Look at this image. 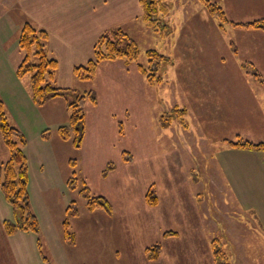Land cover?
<instances>
[{
    "label": "rangeland",
    "instance_id": "obj_1",
    "mask_svg": "<svg viewBox=\"0 0 264 264\" xmlns=\"http://www.w3.org/2000/svg\"><path fill=\"white\" fill-rule=\"evenodd\" d=\"M211 1L223 9L230 22L264 21V0ZM7 2L0 0L3 13L21 10L36 29L46 28L43 22L50 21L37 12L67 5L64 0H23L11 8L3 5ZM137 2L115 0L112 6L101 4L86 14L69 12L60 18L76 29L82 26L77 30L83 37L73 43H60L57 52L48 53L59 64L51 83L56 88L91 92L97 100L96 106H85V131L78 150L57 136V130L68 123L64 101L52 100L41 109L30 103L38 113L27 110L24 96L7 81L19 80L13 65L20 63L23 54L17 43L0 46V75L4 76L5 89L10 84L6 96L22 104L19 109L23 116L15 109L18 103L14 106L7 99L11 108L9 113L4 105L8 122L15 126L24 116L25 120L43 117L42 131L50 140L45 146L39 135L31 132L24 150L28 153L31 210L39 225L37 237L29 232L5 235L2 222L13 219V213L0 193V264H264V254L259 250L250 256L247 250L245 255L232 251L236 248L226 218L237 219L244 214L228 190L221 154L217 162L225 134L250 142L264 139V84L239 68L240 64H250L264 79V71L259 69L264 67V58L259 56L264 51V32L241 30L239 35L238 28L230 26L221 30L197 0H167L169 12L161 22L166 31L154 32L142 21ZM0 22L3 38L10 26L6 18ZM116 29L136 42L140 53L137 61L123 73L118 60L103 61L93 79L78 80L73 68L85 66L92 58L97 40L92 36L111 35ZM232 44L236 53L232 52ZM148 50L173 61L171 66L151 67L155 71L153 86L137 72L139 65L146 69L149 66L145 55ZM21 84L29 88V77L21 78ZM212 91L218 93L216 101L224 104L222 117L229 121L212 119L206 106L213 100ZM176 108L185 110L184 115L173 113ZM48 151L52 159L47 158L40 169L38 156L42 153L46 158ZM6 154L3 163L8 159ZM70 160L76 164L71 166ZM108 165L113 168L103 177ZM72 172L75 184L70 189ZM83 187L88 188L91 197L105 198L109 211L97 209L90 213L80 193ZM147 193L156 197V205L147 204ZM192 193L199 202L196 209H204L205 221L198 216L202 212L196 210V222L194 218L191 223L197 225L200 235L185 237L184 233L180 237L182 205L190 208ZM72 202L78 216H71L72 209L68 210L69 233L73 236L69 243L63 239L62 222ZM211 219L218 221L216 234L210 232ZM156 245L158 257L150 261L145 250ZM206 249H219L218 263L213 251Z\"/></svg>",
    "mask_w": 264,
    "mask_h": 264
},
{
    "label": "trees",
    "instance_id": "obj_2",
    "mask_svg": "<svg viewBox=\"0 0 264 264\" xmlns=\"http://www.w3.org/2000/svg\"><path fill=\"white\" fill-rule=\"evenodd\" d=\"M207 12V15L215 21L218 28L224 30L226 26L238 28L244 31L259 30L264 32V21H254L251 23L238 24L226 19L223 9L211 0H197ZM142 21L144 24L157 32L158 29L163 33L165 28L161 22L169 12L167 0H139ZM164 35V34H163ZM48 34L43 29H36L30 23L22 25L18 38L17 46L23 54L22 60L17 66L16 76L21 79L29 77V91L32 103L41 108L48 102L55 99H62L65 109L68 112V123L57 130L59 140L68 142L75 150L80 149L85 131V106L87 103L96 106L97 100L91 92L80 93L76 90L56 88L52 85L54 75L59 68L57 60L49 57L46 51ZM232 52L237 50L233 47ZM139 48L136 42L121 29H116L111 35H101L94 43L92 58L85 66L73 68L74 76L81 81L93 79L98 65L103 61L123 60L125 64L135 63L139 58ZM148 58L149 66L144 68L138 66V72L145 78L148 85H155V74L151 70L152 66L171 65L172 60L158 54L155 50H148L145 53ZM240 68L246 75L251 76L254 81L264 84V79L257 73L256 69L250 64H241ZM157 69V68H156ZM173 113L183 116L185 110L174 109ZM0 135L8 153L6 162L0 164V193L5 202L9 205L13 213V220L3 222L4 233L12 236L17 232H29L36 237L39 234V225L36 215L31 210L29 199L28 183V160L24 152L26 139L23 133L8 122L6 110L0 100ZM43 140L48 139V134L44 131L41 134ZM231 150L264 152V142L254 143L246 140H227L225 141ZM127 154L128 153H124ZM75 160H70V165L74 166ZM113 166L108 165L103 171L102 176L112 170ZM74 172L69 178L68 187L71 189L75 184ZM80 193L86 199V209L92 213L97 209L109 211L110 207L105 198L101 196L91 197L87 187H83ZM151 193H147L145 200L148 205L154 206L157 203L156 197L151 198ZM72 209L71 216H78V212L73 208V202L66 209V217L62 222L63 239L69 243L73 241V236L69 233L68 210ZM158 245L154 249H146L145 257L154 261L158 257ZM216 262L219 260V249H211ZM44 260H47L43 257ZM218 263V262H217Z\"/></svg>",
    "mask_w": 264,
    "mask_h": 264
},
{
    "label": "crops",
    "instance_id": "obj_3",
    "mask_svg": "<svg viewBox=\"0 0 264 264\" xmlns=\"http://www.w3.org/2000/svg\"><path fill=\"white\" fill-rule=\"evenodd\" d=\"M22 1L23 0H9V2H7L3 5H8L9 7L13 8L15 5L17 6V4L19 2H22ZM114 1L115 0H80V1L79 0H72L70 2V0H64V2L67 3V5L64 8H60L58 6L57 7L52 6V7L47 8L44 11L37 12L38 16L44 17L45 20H50L49 22H43V24L47 25L46 28L43 27V29L48 34V41L46 44L47 54L50 52L53 54H54V52H57L56 48L59 47L60 43L67 44L69 41L71 43H73L74 40L79 41L83 37L81 35V33L78 34V30L82 29L83 28L82 26H81L82 28L79 27V28H77L78 29L77 30L74 25H70V24L66 23V20L64 18L60 21L61 17H63L65 14H67L69 12L75 13L77 11H83L86 14V12H88L89 10H92L94 8L99 7V5H101V4H103L104 6H106V5L112 6V5H114ZM98 2H100V3H98ZM137 3L139 5V0ZM11 5H13V6H11ZM21 8H22V6H21ZM2 10L3 9L0 8V20H3L6 18L7 23L10 26V28H9V32H4L7 35H5L3 38H2V34H1L3 31L0 28V46L3 44H6L7 42H11L13 44L17 43V38H18L20 28L22 27V25L24 23H26L28 21L27 16H26V14H23V12L21 10L14 11L13 9H11V11L13 13L15 12L14 14L13 13L5 14V12L3 13ZM178 10H181V8H179ZM183 12L186 13L187 10L184 9ZM8 17H10V18H8ZM55 20L59 21V23H57V22L54 23ZM185 24H186V22H185ZM0 26H2L1 22H0ZM242 32H246V31H242ZM242 32L240 29H238L237 34L241 35ZM247 33H251V32L247 31ZM258 34L260 37L263 36V35H261V33H258ZM100 36H101L100 34H95L92 36V38L95 37L94 40H96ZM5 40H7V41L5 42ZM241 45L243 47H245L244 44H242V40H241ZM260 53H261V55H259L260 59H263L264 58V51L263 52L260 51ZM118 62H119L120 72L123 73L122 70L125 72L126 68H128L129 65H127L124 62H121L119 60H118ZM172 64L173 63H171V65ZM16 66H18V65L16 63H14V65H13L14 74L16 71ZM239 68H240V66H239ZM259 69L264 71L263 66H260ZM126 71H128V70H126ZM137 72H138V70H137ZM138 74H139V72H138ZM4 80H5L4 76L0 75V100L6 106L8 111L9 110L11 111V108L9 107V105H7V103H9L7 99H9V101H11V102H14V103H12L14 106L17 105V103H18V105L15 109L20 111L19 108H20V106H22L21 102H18V100H13V99L9 98L8 96H6V90L10 87V84H8L7 89H5L6 84L4 83ZM7 81H10L15 86V88L20 93V95L24 96V98H25L24 103H26V105H27V110L29 108H31L33 112L38 113V111H36L35 107L31 106V104H30V103H32L31 98H30V101H28V99H27V97L29 98L27 91L30 94L28 86L25 87L23 84H21V79H19V80L9 79ZM211 94H212L213 100L211 103L206 102L207 103V105H206L207 109L208 110L210 109L212 119L215 121H219L221 123L222 120L224 119L222 117V114H223L222 111L224 110V104H220L216 101V95L218 93H216L215 91H212ZM39 109H41V108H39ZM10 111H9V113H10ZM21 116H23L22 112H21ZM230 118L233 119V117H231V116H230ZM224 120H225V122L229 121L227 119H224ZM15 123L17 124L15 126L25 136V139H28L27 135H29L32 132L36 136L39 135L41 142H43L45 144V146L50 143L49 139L43 140L41 138V134L44 132V131H42V129H43L42 126H44L43 117L37 118L36 120L35 119H29V118H26V120H25V116H24L22 122H19V124H18V122H15ZM34 128H35L36 132H34ZM226 135L227 134H225V136L221 139V142L223 145H222V148L219 151H217L218 152L217 153V162H218V160L220 161V154H221L225 159L224 164H222L223 165L222 168H223V171L226 170V173H227L228 190L231 191V194H232L231 196L233 197L232 200L234 201L235 206L239 207V209L242 210V212L244 214L242 217H239L240 219L239 218H237V219L236 218H230V217L226 218V223L229 226L228 227V233L231 237H233L232 238L233 244L236 248V249H232V251L233 252L238 251V255H239L240 252L244 253V251L247 250L246 255L250 256L252 254H256L255 250L256 251L259 250V251H261V253L264 254V152L231 150L227 144L225 145V143H226L225 141H227V140L233 141V140L237 139V135H234L232 138H227ZM252 142H254V143L264 142V139L263 140H253ZM27 146H28V142H26V145L23 149L25 150L27 148ZM6 151L7 150L3 144V141H2V138L0 135V164L3 163L2 161H4L7 157ZM24 152L26 154V151H24ZM49 152L50 151H48V155L46 158L42 153H40V156H38L40 158V164H41L40 169H42L43 164L45 163L47 158L49 159V161H51L52 155H51V152L50 153ZM27 154H26V156H27ZM217 164H219V163H217ZM193 185L196 186V184H193ZM212 186L215 189H218V185L216 183L213 182ZM28 191H29V187H28ZM191 196L193 198L190 201V208H185L184 204L182 205L181 218H183V221H181L182 223H181L180 230H179L180 234H181L180 237H184V233H185V237H194V236L200 235V234H197V231H198L197 225L194 226L191 223V222H193L194 218H195V222H196V217L200 212H202V215L199 214L198 215L199 218L202 219L203 221H205V215H203L204 209H202V207H201V210H200V208L197 210L196 208H198V207H196V205L197 204L199 205V202L195 198L194 193H192ZM2 198H3V196H2ZM183 199H184L183 197L182 198L180 197V202L183 203ZM31 207H33L32 204H31ZM193 207H195V208H193ZM196 210H197L198 214L197 213L195 214ZM192 211H193V213L191 214ZM216 211H218V210L216 209ZM211 215H213V213H211ZM5 220H3V222ZM12 220L13 219H9V221H12ZM211 223L212 224H211L210 232L215 233V231H219L218 230V228H219L218 227V221L211 219ZM17 233H20V232H17ZM17 233H15L14 235H16ZM14 235H12V236H14ZM234 239H236L235 242H234ZM237 239H239V240H237ZM241 242H243V243H242V245L239 246L238 244ZM239 247H240V249H239ZM241 247H244V249H241ZM208 250L210 251L211 249H206L205 252L206 251L208 252ZM10 252H11V250H8L9 255H10ZM243 253H242V256H243ZM244 255H245V253H244ZM252 258L253 257L251 256V259Z\"/></svg>",
    "mask_w": 264,
    "mask_h": 264
}]
</instances>
